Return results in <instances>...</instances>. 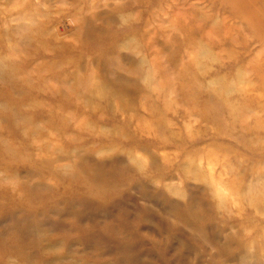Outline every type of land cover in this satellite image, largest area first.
Returning a JSON list of instances; mask_svg holds the SVG:
<instances>
[{"label": "rangeland", "instance_id": "1", "mask_svg": "<svg viewBox=\"0 0 264 264\" xmlns=\"http://www.w3.org/2000/svg\"><path fill=\"white\" fill-rule=\"evenodd\" d=\"M0 264H264V0H0Z\"/></svg>", "mask_w": 264, "mask_h": 264}, {"label": "bare ground", "instance_id": "2", "mask_svg": "<svg viewBox=\"0 0 264 264\" xmlns=\"http://www.w3.org/2000/svg\"><path fill=\"white\" fill-rule=\"evenodd\" d=\"M21 11H16L15 13H19ZM30 22L32 24L35 23V21H33L31 18H30ZM46 25V20L45 19H40L37 23V25L35 26L36 28L33 29V34L35 37H39V38H43L45 37V35L47 34V28L45 27Z\"/></svg>", "mask_w": 264, "mask_h": 264}]
</instances>
